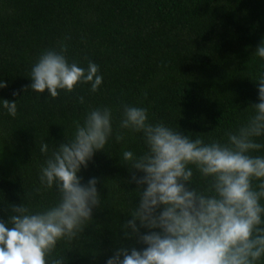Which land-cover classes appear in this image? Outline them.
Returning a JSON list of instances; mask_svg holds the SVG:
<instances>
[{
	"label": "trees",
	"instance_id": "1",
	"mask_svg": "<svg viewBox=\"0 0 264 264\" xmlns=\"http://www.w3.org/2000/svg\"><path fill=\"white\" fill-rule=\"evenodd\" d=\"M262 42L264 0H0V81L7 83L0 88V222L11 227L14 206L38 212L57 202L55 186L42 188L40 168L92 109L110 108L114 130L129 105L146 108L149 123L206 143L227 142L225 133L246 123L259 103L264 59L255 52ZM61 48L69 63L98 65V91L82 83L72 92L58 90L57 98L31 90L32 67L45 51ZM3 100L17 102L14 117ZM125 132L124 142L113 135L78 173L82 185L97 180L100 204L74 240H140L126 225L146 186L132 181L133 173H143L122 155H142L146 145L142 133ZM44 142L47 154L40 151ZM253 154L264 156V149ZM194 182L205 187L198 173ZM136 224L140 234L151 231ZM145 247L141 241H61L53 256L63 255L65 264H107L120 249Z\"/></svg>",
	"mask_w": 264,
	"mask_h": 264
},
{
	"label": "clouds",
	"instance_id": "2",
	"mask_svg": "<svg viewBox=\"0 0 264 264\" xmlns=\"http://www.w3.org/2000/svg\"><path fill=\"white\" fill-rule=\"evenodd\" d=\"M66 51L47 50L40 56L31 70V90H48L57 98L58 90L72 92L82 83L98 91L103 82L98 65L89 62L84 69L69 63ZM255 55L264 59V42ZM257 81L259 103L251 105L254 114L235 131H227L225 143H206L162 122L149 123L146 108L129 105H124L114 130L110 108L92 109L83 124L74 122L73 137L56 147L40 168V184L46 189L55 186L57 202L38 212L24 204L14 206L11 227L0 222V264H65L63 255L53 256L58 242L76 239L100 204L97 180L82 185L78 173L113 135L117 143L124 142L125 130L142 133L146 145L142 155L131 150L122 155L132 169L143 173L132 174L133 182L146 187L138 192L140 203L126 227L146 247L120 249L107 264H258L264 258V156L253 153L264 149L257 139L264 137V73ZM6 87L0 81V88ZM2 104L16 115L17 102ZM40 151L47 154L49 145L41 143ZM196 173L205 187L194 182ZM137 220L151 231L140 234Z\"/></svg>",
	"mask_w": 264,
	"mask_h": 264
}]
</instances>
